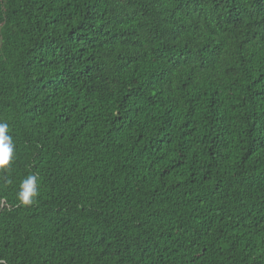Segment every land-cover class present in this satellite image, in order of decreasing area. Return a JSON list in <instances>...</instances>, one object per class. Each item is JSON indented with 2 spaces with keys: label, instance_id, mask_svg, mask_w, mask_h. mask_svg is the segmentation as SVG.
Returning <instances> with one entry per match:
<instances>
[{
  "label": "trees",
  "instance_id": "1",
  "mask_svg": "<svg viewBox=\"0 0 264 264\" xmlns=\"http://www.w3.org/2000/svg\"><path fill=\"white\" fill-rule=\"evenodd\" d=\"M0 122L3 264H264V0H0Z\"/></svg>",
  "mask_w": 264,
  "mask_h": 264
},
{
  "label": "clouds",
  "instance_id": "2",
  "mask_svg": "<svg viewBox=\"0 0 264 264\" xmlns=\"http://www.w3.org/2000/svg\"><path fill=\"white\" fill-rule=\"evenodd\" d=\"M9 132V124L0 122V170H6L14 158V143ZM39 194L38 177L36 174L27 175L19 182L16 199L21 205H31ZM0 264H3L0 261Z\"/></svg>",
  "mask_w": 264,
  "mask_h": 264
}]
</instances>
